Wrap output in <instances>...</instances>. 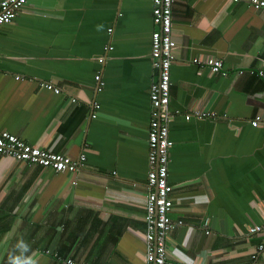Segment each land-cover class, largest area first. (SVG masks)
Listing matches in <instances>:
<instances>
[{"label":"crops","instance_id":"obj_1","mask_svg":"<svg viewBox=\"0 0 264 264\" xmlns=\"http://www.w3.org/2000/svg\"><path fill=\"white\" fill-rule=\"evenodd\" d=\"M245 1L172 6L168 181L170 218L183 222L166 242L172 261L249 264L260 242L247 229L264 220V127L250 124L264 121V9ZM151 8L152 0H29L0 27V130L86 156L76 178L0 156V264H144L149 91L159 77ZM206 58L220 59L222 74L192 62ZM185 111L215 118L186 121Z\"/></svg>","mask_w":264,"mask_h":264},{"label":"built area","instance_id":"obj_2","mask_svg":"<svg viewBox=\"0 0 264 264\" xmlns=\"http://www.w3.org/2000/svg\"><path fill=\"white\" fill-rule=\"evenodd\" d=\"M29 0H2L0 2V27L14 21L20 10ZM238 2V0H233ZM255 10L264 9V0H246ZM174 0H152L151 20L153 30L150 35L149 59L153 69L159 73L158 80L151 84L149 91V127L147 133V165L148 172L145 180L144 221L146 231L144 235L145 256L144 264H185L168 259L166 242L168 236L176 226L183 225L181 220L173 221L170 213L173 207V188L168 181L170 150L173 142L169 138L168 124L171 118L169 111L170 89L172 86L171 67L175 61L176 44L172 39V6ZM111 33V29L108 30ZM111 46L105 47V55L99 58V63L106 60ZM192 62L200 69L208 70L212 74H222V61L216 58L205 60L193 59ZM242 72H240L241 74ZM253 73V71H252ZM259 78L264 80V71L257 72ZM96 82L100 81V74L94 76ZM39 85L60 94L61 90L52 84L39 82ZM99 106L94 105V110ZM95 113L92 118H95ZM183 117L186 121L191 119L215 118L212 113L199 111H185ZM252 127H264V121L256 116L251 121ZM0 156L37 165L51 170L54 173L67 172L76 178L85 168L86 156L84 153L76 158L68 155L31 146L17 135L0 130ZM249 235H259L260 242L250 256L249 264H257L259 255L264 252V220L260 224L249 226ZM209 231H206L208 234ZM56 256V255H55ZM57 257V256H56ZM64 264H81L71 258H65Z\"/></svg>","mask_w":264,"mask_h":264},{"label":"clouds","instance_id":"obj_3","mask_svg":"<svg viewBox=\"0 0 264 264\" xmlns=\"http://www.w3.org/2000/svg\"><path fill=\"white\" fill-rule=\"evenodd\" d=\"M25 250H27V249L25 248ZM11 264H21L20 258H19V257L14 258V259L11 261ZM26 264H36V262H35L34 260H32V259L29 258V259L27 260Z\"/></svg>","mask_w":264,"mask_h":264}]
</instances>
